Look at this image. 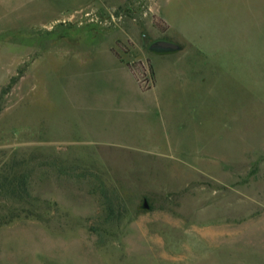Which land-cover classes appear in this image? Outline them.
Returning a JSON list of instances; mask_svg holds the SVG:
<instances>
[{
	"label": "rangeland",
	"instance_id": "1",
	"mask_svg": "<svg viewBox=\"0 0 264 264\" xmlns=\"http://www.w3.org/2000/svg\"><path fill=\"white\" fill-rule=\"evenodd\" d=\"M0 264H264V0H0Z\"/></svg>",
	"mask_w": 264,
	"mask_h": 264
},
{
	"label": "water",
	"instance_id": "2",
	"mask_svg": "<svg viewBox=\"0 0 264 264\" xmlns=\"http://www.w3.org/2000/svg\"><path fill=\"white\" fill-rule=\"evenodd\" d=\"M151 50L153 52H173L180 50V46L173 42L159 40L151 45Z\"/></svg>",
	"mask_w": 264,
	"mask_h": 264
},
{
	"label": "trees",
	"instance_id": "3",
	"mask_svg": "<svg viewBox=\"0 0 264 264\" xmlns=\"http://www.w3.org/2000/svg\"><path fill=\"white\" fill-rule=\"evenodd\" d=\"M147 64H148V67H149V72H150V74H151L152 76H154L153 67H152V65L150 64V61H148ZM127 65H128V67L130 68L131 72L133 73L134 77L137 78L136 73H135V71H134V66H133L132 64H130V63H128ZM138 65H139V66L141 67V69L144 71V77H146V73H147V72H146V69H145V67H144V64L141 63V62H139ZM140 83H141V82H140ZM149 88H150V87H148V88L143 87L144 91H145V90H148Z\"/></svg>",
	"mask_w": 264,
	"mask_h": 264
},
{
	"label": "crops",
	"instance_id": "4",
	"mask_svg": "<svg viewBox=\"0 0 264 264\" xmlns=\"http://www.w3.org/2000/svg\"><path fill=\"white\" fill-rule=\"evenodd\" d=\"M180 46V45H179ZM113 49V48H112ZM183 48H181L180 46V50H182ZM178 50V51H180ZM160 53H165V52H160ZM114 54V53H113ZM116 57V56H115ZM117 58V57H116ZM118 59V58H117ZM119 60V59H118ZM120 61V60H119ZM122 62V61H121ZM123 63V62H122ZM126 65V64H125ZM128 67V65H126ZM129 71L131 72L130 68L128 67ZM153 71H154V77H155V83H157V73H156V70H155V67L153 66ZM131 74L133 75V73L131 72ZM134 77V75H133ZM135 78V77H134ZM156 85V84H155Z\"/></svg>",
	"mask_w": 264,
	"mask_h": 264
}]
</instances>
